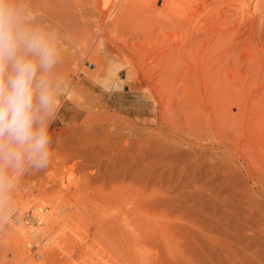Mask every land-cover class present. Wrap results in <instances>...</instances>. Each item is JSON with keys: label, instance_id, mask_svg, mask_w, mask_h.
<instances>
[{"label": "rangeland", "instance_id": "rangeland-1", "mask_svg": "<svg viewBox=\"0 0 264 264\" xmlns=\"http://www.w3.org/2000/svg\"><path fill=\"white\" fill-rule=\"evenodd\" d=\"M102 1L24 0L62 37L68 89L0 264H264V0L220 3L231 62L205 41L186 85L165 52L185 0Z\"/></svg>", "mask_w": 264, "mask_h": 264}, {"label": "clouds", "instance_id": "clouds-1", "mask_svg": "<svg viewBox=\"0 0 264 264\" xmlns=\"http://www.w3.org/2000/svg\"><path fill=\"white\" fill-rule=\"evenodd\" d=\"M61 43L53 26L30 19L24 0H0V228L17 216L20 178L53 157L49 129L68 89Z\"/></svg>", "mask_w": 264, "mask_h": 264}, {"label": "bare ground", "instance_id": "bare-ground-1", "mask_svg": "<svg viewBox=\"0 0 264 264\" xmlns=\"http://www.w3.org/2000/svg\"><path fill=\"white\" fill-rule=\"evenodd\" d=\"M103 1H102L103 5L101 4L102 7H106V6L110 5V0H103ZM222 1H225V0H185L186 4H184V6L186 5V7H185L186 9H185L184 13L180 14V17H179L180 18L179 19V21H180V29H179V31L175 30L174 24L176 25V23L172 22L173 23L172 27L174 28V30H173L174 33H172L173 35H171L170 44L168 42L169 40L167 41L168 45L166 43L167 51H165V52H167V56H168L167 57V60H168V63H167V72L168 73L167 74L175 83L182 82L185 85L186 84H192V83H199L200 76H194L192 73L191 74L188 73V75H185V76L182 77L183 66L184 65L187 66V67H193L194 66V64L200 58L203 50L204 49H208L207 48V42L205 43V41H208V43H210V45L212 44V42H214L213 39L215 41L219 40V39H221L222 41H225L226 38L222 39V37L225 34V32L227 31V29H225L226 26H227L226 22L229 21L230 18L228 20L227 16L224 15V14H228V12L227 13L225 12V10L229 8V6L227 7L226 4L225 5H226L227 8L226 9L223 8V9H225L224 10L225 13L223 14V17L222 18L221 17L217 18V16H221L222 15L219 12L220 10H218V12H217V9H218L219 6H221L220 3ZM224 3L228 4V2H224ZM229 3H230V6L234 7L235 2H234V5L233 4L231 5L230 1H229ZM216 5H218V6L216 7ZM222 6H224V5H222ZM182 12H183V9H182ZM261 13H264V12H261ZM187 14H189L190 16L187 15ZM234 15H236V14H234ZM187 16H188V18H187V21L185 23V21H184L185 19L183 20V18H186ZM232 17H234V16H232ZM219 21H222V22H219ZM244 21H245V24H247V22L249 23V21L251 22V20H249V21L248 20L247 21L244 20ZM233 22H231V23H233ZM240 22L238 21V23H240ZM219 23H222V24H219ZM236 23L234 22L233 24H236ZM242 23L244 24V22H242ZM227 24H228V22H227ZM243 24H240L239 27L241 28V25L243 26ZM222 25H224V27L221 29ZM235 27H237V25H235ZM235 27H233V28H235ZM239 27H237V28H239ZM262 27H264V26H262ZM219 29H221V30H223L225 32L222 31L223 33H220ZM221 34H223V35H221ZM236 35L238 36V33H236ZM220 36H221V38H218ZM231 38H235V37L231 36ZM221 40H219V42L216 41L217 44L215 42V45L213 43V45H214L213 48L215 49V51H216V48L219 45H222V44H223V46L225 44L224 48H227L226 51H229V50H232V49L234 51L233 45L236 44L234 40H232L234 42L233 44H232L231 41H229V43L230 42L231 43L230 44L228 43V45H226V43L222 42ZM213 48L212 49L210 48L211 50L209 49L210 52L212 50L214 51ZM214 52L213 53L211 52V54H214ZM216 52H219V51H216ZM219 53H220V54H218L219 57L221 59H223V60L225 59V61H226V58H223L225 53L224 54L221 53V52H219ZM227 55H225V56L227 57ZM229 61L230 60L226 61V63L227 62L229 63ZM211 64H213V63H211ZM211 70H213V69H211ZM191 102H193V101H191ZM197 102H196V105H197Z\"/></svg>", "mask_w": 264, "mask_h": 264}]
</instances>
